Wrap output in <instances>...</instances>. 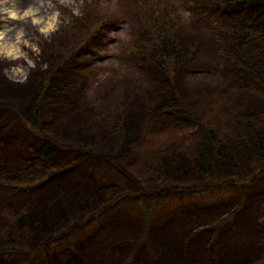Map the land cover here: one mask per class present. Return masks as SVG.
I'll list each match as a JSON object with an SVG mask.
<instances>
[{"label":"rangeland","instance_id":"1","mask_svg":"<svg viewBox=\"0 0 264 264\" xmlns=\"http://www.w3.org/2000/svg\"><path fill=\"white\" fill-rule=\"evenodd\" d=\"M27 2L24 0L25 4ZM52 3L55 8L48 11H60L61 25L50 38L41 36L30 21L25 26L28 37L41 48L37 69L31 72L28 80L22 84L10 81L3 75L8 62L0 61V105H13V109H0V128L3 130L0 139V176H20L38 150L34 143L35 136L25 127L18 113L23 112L33 98L45 72L56 61L65 60L77 48L76 45L87 41L90 29L84 21L96 16L117 27L111 33L113 44L101 52L105 61L89 66L87 63L93 59L84 61L79 57L80 50L61 72L53 76V90L59 91L62 97L65 95L67 104L60 103L58 99L41 107L43 124L37 133L41 137L49 134L65 146L45 162L48 166H57L60 175L52 176L39 187L19 192H13L0 181V249H7L3 252L6 254L0 257V264H68L72 257H78L84 264H162V259L165 264H225L222 257L233 261L231 264H264V248L261 247V256L257 254L255 237L251 235L247 244L241 239L243 246L234 251V256H231V246L234 247L236 241L226 238L240 227L238 223L244 221L241 219L246 210L254 211L261 233L258 242L264 245V230L261 228L264 224V196L261 195L264 192L263 163L257 164L252 159L245 143L225 135L221 146L227 149V157L211 165L208 177L202 178L200 173L188 166L187 171L184 170L177 177L167 173L169 166L165 164V172L159 168L155 174L153 166L141 167L145 161L132 148L145 141L147 136H151L155 148L164 150V158L169 159L164 163L170 164L173 159L179 165H188L183 159L185 154L175 142L181 134L171 135L172 124L178 119V123H187L185 117L172 113L163 118L162 110L155 104L167 99V91L162 93L159 90L157 80L151 76L152 68L147 67L150 54L145 50L151 53L155 51L143 50V47L136 51L135 39L142 32L138 26L128 25L126 21L128 18L129 22L132 13L126 5L127 0H75L74 4L67 5L52 0ZM95 3L96 9L93 8ZM196 7L193 14L200 11ZM73 8L79 9V16L73 15ZM243 20L234 18L226 19V22ZM207 29L213 32V28ZM207 34L211 36L208 31ZM146 37L148 33L145 31L140 41ZM263 49H258L261 55L258 59L264 57ZM195 55H198L199 62L197 70L189 78L186 77L185 85L179 86L178 94L196 118L207 119L214 109L210 106L217 105L219 109L222 102L230 100V95L218 92L217 102H214L216 95L201 97L185 92L184 86L188 88L191 84L192 88H196L211 85L212 82L216 86L223 83L224 75L221 72H202L204 67L209 69L213 67L212 63L221 61L216 59L213 49L198 50L191 56ZM76 65L79 69L75 68ZM119 88L130 103L128 113L109 108L107 116H97L95 111L99 103ZM247 96L243 98L252 111L264 108V100L255 95ZM171 102L173 100L168 104ZM239 103L245 104L242 99H239ZM152 104H155L153 108ZM248 107L247 111H250ZM15 109H19V112ZM101 121L103 125H100ZM53 122V125L46 127ZM114 129L122 131V147L117 143L119 133ZM158 141L165 147H158ZM83 150L92 151L99 157L90 164ZM187 174H194L203 181H197L193 187H189V184L185 188H182L183 185H173ZM120 183L123 184L119 187ZM126 185L129 193L120 191ZM141 185L145 189L144 199L141 196L143 190L139 189ZM81 186L89 187L88 196L92 198L120 191L114 198L107 197L112 201L106 209L113 208L120 201L123 204L125 200L127 202L120 213L111 217V221H102L105 225L89 224L86 221L89 218L82 217L93 218L97 210L91 211L86 199L77 195L71 202H64L70 194H79L77 188ZM156 197L160 199L159 206L149 224L145 222L146 213L139 207L142 205L145 210L152 209ZM75 209L79 210V214L74 215ZM9 214L14 217H5ZM5 230H8V238L3 235ZM197 245L200 248H196ZM210 250L214 258L209 257Z\"/></svg>","mask_w":264,"mask_h":264},{"label":"trees","instance_id":"2","mask_svg":"<svg viewBox=\"0 0 264 264\" xmlns=\"http://www.w3.org/2000/svg\"><path fill=\"white\" fill-rule=\"evenodd\" d=\"M130 2L134 10H136L143 19L145 25L148 28L150 27L153 38L150 48L155 50V54L153 53L152 57L156 63L157 69L167 75L166 79L161 77L157 83L161 85L162 93L167 91L165 96L167 99L164 101L160 100L155 104L162 110L163 118L169 114L178 113L182 115V117H185L184 121L187 122L185 124L182 122L178 123L180 120L178 119L176 123L172 124L174 126L171 128V130L173 129L171 135L174 136L176 133L181 134V137H178V140L175 142L178 143L181 151L185 154V158L183 159L188 165L183 166L180 164L182 165L180 166L178 164L179 162L173 159H171L172 163L170 164L164 163L165 160H169L164 158V150L155 148L151 136H147L145 141L137 143L135 147L132 148V151L142 155L145 161L141 164V167L153 166L152 170L153 174H155V171L159 168L165 172V164V166L171 167V169H169V167L167 168L169 171L167 173L171 176L175 174L177 177L181 175L182 172H185L184 170L187 171L186 166H188L189 169L191 168L193 170L194 168L195 172L200 173L202 178L208 177L211 165L217 163L219 160L224 161V157L227 154V149H223L221 146L223 145L222 142L225 135H227L228 138L238 139V142L245 143L247 145L246 147H248L247 151L250 150L251 152L252 159L255 160L257 164L263 163L264 165V108L252 111V109L248 107V102L243 98L247 96V94H250L264 100V65L261 63L262 59H258L261 56L258 49L264 47V0L206 1L211 8H213V6L216 7L223 15H225L227 11L229 15H231L238 10L241 11L253 6H262L261 11L253 20L227 23L226 19L234 18V16L224 17L225 25L223 29L227 30L230 35L228 37H220V39L217 38V40H222L219 51L225 59H228L229 71L233 70L234 74L229 78L226 86L227 92H225L229 93L230 100L224 103L222 102L221 105H219L221 106L219 109H217V105H211L210 108L214 109L209 112L207 119L196 118L195 115L189 111V105L185 103L178 94L179 86H182V82H180L178 78L176 81V77L178 74H184L185 72H180V70L183 67L187 70L190 63V59L187 58L189 56L188 53L182 49L184 48L191 53L194 50H199L204 45L200 43L199 38L195 37L198 31L197 28L194 26H182V23H179L182 20L181 10L184 9V0H168L166 2H161L160 0H130ZM96 6L97 4L95 3L93 8ZM219 18L220 17H218V19ZM107 22L108 20L98 19L96 16H91L84 21V23L88 24L90 29L87 41L83 44L80 43L81 45H76L75 47L77 48L74 51L72 50L65 60L56 61L55 65L45 72L37 86L33 98L27 104L23 112H19V109H15L19 112L18 115L25 127L35 136L34 143L36 148L38 147V150L20 176L15 178L0 176V181L13 192L34 189L47 183L51 178L52 171L55 168L46 167L43 161L46 158L50 159V157L52 158L55 156V154L60 152V149L65 146L51 136L44 138L37 133V130L41 128L42 124L41 107L49 101H56L58 99L60 103L67 104L65 95L62 97L59 91L56 92V89L53 90V76L55 73L61 72L62 68L70 61L74 53L82 50L80 54V57H82L88 51L91 53L104 50L106 48L105 44L109 40ZM91 31H95L94 35ZM259 66L262 68H259ZM75 68L79 69V66L76 65ZM123 93L124 91H121L119 88L116 93L109 95L106 100L100 102L96 107V115L100 116V118L107 116L106 112L109 108H111V110L118 109L120 113L121 110L128 113V106L130 103L126 100ZM55 94H57V96H55ZM193 94L194 92H191V95ZM211 96L213 97L215 95ZM247 97L249 99V96ZM239 99H242L246 105L240 104ZM171 100H173V102L168 104ZM214 102H217V94ZM155 104H152L151 107L153 108ZM247 107L250 111H247ZM10 108L13 109V105H0V109ZM103 123L104 122L101 121L100 125H103ZM115 131L118 132L119 130ZM118 133L117 143H120L122 147L123 143L120 141V133H122V131ZM2 134L3 130L0 128V139ZM197 136L199 137L195 138ZM122 140H124L123 136ZM37 141H39V143H37ZM157 144L160 148L165 147V145H160L159 141ZM130 146L131 144L129 147ZM101 149L105 150L104 147H101ZM83 154L86 158L99 157L98 154L92 153V151L89 150H83ZM161 154H163V158ZM131 160H133V157ZM56 170L60 171L59 169ZM187 175L191 176L190 174ZM196 179L200 178L194 176L193 179L185 180L184 176L183 180L173 185H177V187L181 185L187 186L189 180L196 181ZM199 181L203 180L200 179ZM195 185L197 184L195 183ZM144 195L145 191L143 190V195H141L143 199ZM159 201L160 199L156 197L152 209L150 208L149 210H145L142 205L139 207L146 213V223L149 222L150 224L151 218L155 214L154 211L157 210L159 206ZM148 207L149 206L146 208ZM139 216L142 215L140 214ZM5 217L14 216L9 214L5 215ZM261 228L264 230V224ZM3 235L8 238V230H5ZM262 247L264 248L263 243ZM209 257L214 258V255L211 256V250ZM68 264H84V261L79 260L78 257H72Z\"/></svg>","mask_w":264,"mask_h":264},{"label":"clouds","instance_id":"3","mask_svg":"<svg viewBox=\"0 0 264 264\" xmlns=\"http://www.w3.org/2000/svg\"><path fill=\"white\" fill-rule=\"evenodd\" d=\"M59 3L74 4L75 0H59ZM54 8L52 0H28L26 4L24 0H0V61L8 62L3 75L10 81L25 83L37 69L41 48L28 37L25 26L30 21L41 36L50 38L61 25L60 11H48ZM72 12L80 15L78 8H73ZM181 15L187 18L190 13L181 10Z\"/></svg>","mask_w":264,"mask_h":264},{"label":"bare ground","instance_id":"4","mask_svg":"<svg viewBox=\"0 0 264 264\" xmlns=\"http://www.w3.org/2000/svg\"><path fill=\"white\" fill-rule=\"evenodd\" d=\"M261 63H263L262 65H264V57H262V60H261ZM259 68H262L261 66H259ZM186 93L188 95H191V92L186 90ZM46 112H49L48 109H46ZM43 124V123H42ZM53 123L51 124H47L46 127H49L50 125H53ZM42 128V127H41ZM49 134L45 135L44 138L48 137ZM129 138L132 139L133 137L131 136V134H129ZM106 142V141H105ZM47 143V142H46ZM119 153H121L119 151ZM94 158H91L90 159V164L92 163ZM48 160V158H46L43 163L46 167H49V168H55L53 169L52 171V176L54 177H58L60 174H59V171L56 170L58 169L57 166H48L45 164V162ZM93 166V165H91ZM74 167V166H73ZM89 167V166H87ZM71 169V168H70ZM169 169H171V167H169ZM73 170V169H72ZM194 170V168H193ZM195 171V170H194ZM193 172V171H192ZM51 176V177H52ZM194 177V174L193 176H189V175H185V180H188V179H192ZM197 181H199V179H196V181L194 180H189L188 184H189V187H193L195 185V183H197ZM123 183H120L119 184V187L122 186ZM186 186H183L182 188H185ZM139 189L141 190H145L143 189V186L141 185V187H139ZM124 191L126 193H129L128 191V186L126 185L123 189H121L120 191ZM77 191L79 194H75V192L73 194H70L69 197L65 198L64 199V202L65 203H68V202H71L74 198H77L79 196L82 197V199H86V202L90 205L91 207V211H96L97 212L95 213L94 217L91 218L90 216L88 217H82V218H89V220L86 219V221H88L89 224H94V225H97L99 227L105 225L104 223L107 222V220L109 219L111 221V217L120 213L122 211V207H124L123 205L126 204L127 200L124 201V204L122 201L118 202L115 204V206L113 208H109V209H106L107 206H108V203L112 201V199L110 198H107V197H116V195L118 194V192L120 191H115L113 192L112 194L110 195H105V194H102L101 195V198L96 196L94 198L92 197H89L88 196V191H90L89 187H86V186H81V187H78L77 188ZM261 195L264 196V192L261 193ZM106 197V198H105ZM88 204L85 206L86 208L88 207ZM76 210V209H75ZM247 212V213H246ZM246 212H244V215H243V218L241 220H244L243 222L242 221H239L238 224H240V227L237 228L234 232L230 233L229 235H231V237L227 236L226 238H229L230 240H233V241H236L234 242V247L231 246L233 249L232 251V255L231 256H234L236 255V253L234 251H238L240 249V246H243L242 243H241V239H243L246 244L250 241L251 239V235L253 237H255L256 239H260L261 237V233H260V229H259V224L255 218V216L253 215L255 212L254 211H251L249 212L248 210H246ZM76 214H79V210H76V212L74 213V215ZM73 215V214H72ZM104 223H103V222ZM37 228H40V227H37ZM232 230V229H231ZM148 232V231H147ZM226 233H228V231H226ZM226 235V234H225ZM224 242V241H223ZM7 249L6 248H2L0 249V257L2 255H4L5 253L1 254L2 252L6 251ZM260 254V256L263 254V250L260 249V250H257V254ZM229 257V254L227 255Z\"/></svg>","mask_w":264,"mask_h":264},{"label":"flooded vegetation","instance_id":"5","mask_svg":"<svg viewBox=\"0 0 264 264\" xmlns=\"http://www.w3.org/2000/svg\"><path fill=\"white\" fill-rule=\"evenodd\" d=\"M256 243H257V245H258V249H257V250H260V248H261L262 246L259 245V243H258V239L256 240ZM256 243H255V245H256Z\"/></svg>","mask_w":264,"mask_h":264}]
</instances>
